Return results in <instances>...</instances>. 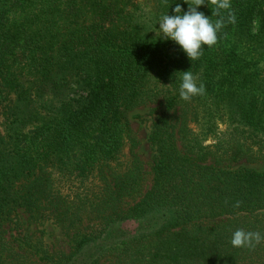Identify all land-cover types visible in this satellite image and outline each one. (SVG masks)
<instances>
[{"label": "trees", "instance_id": "obj_1", "mask_svg": "<svg viewBox=\"0 0 264 264\" xmlns=\"http://www.w3.org/2000/svg\"><path fill=\"white\" fill-rule=\"evenodd\" d=\"M177 3L192 0H0V264H264V240L230 244L264 234V170L246 166L264 164V0H231L235 23L196 61L156 29ZM198 11L219 18L211 0ZM182 71L204 95L179 97ZM151 105L144 189L129 114ZM18 210L74 250L7 238Z\"/></svg>", "mask_w": 264, "mask_h": 264}, {"label": "clouds", "instance_id": "obj_2", "mask_svg": "<svg viewBox=\"0 0 264 264\" xmlns=\"http://www.w3.org/2000/svg\"><path fill=\"white\" fill-rule=\"evenodd\" d=\"M205 4V0H192V5H187V10L182 11L177 3L172 9V15L164 14L159 17V33L162 39L173 41L186 55L189 61L198 60L204 51V46L211 48L217 43V33L227 23H235L236 17L231 11V0H211L215 8L214 14L219 17L213 22L209 16L198 11ZM221 10L227 12V18L220 16ZM156 24V25H157ZM179 84V97L184 101H190L195 96L205 94L204 84L197 83V78L190 71H182ZM264 240V234L256 231L235 230L230 239L234 248H254Z\"/></svg>", "mask_w": 264, "mask_h": 264}, {"label": "rangeland", "instance_id": "obj_3", "mask_svg": "<svg viewBox=\"0 0 264 264\" xmlns=\"http://www.w3.org/2000/svg\"><path fill=\"white\" fill-rule=\"evenodd\" d=\"M150 5L143 4L142 9L137 13V17L141 20L147 22L148 17H150L151 11H153ZM159 25H157V31ZM171 41V40H170ZM48 98H45L43 102L47 101ZM159 113L156 106H148L145 108H140L129 114L130 128L132 131V136L138 142V146L135 148L134 152L137 154L139 160L142 162L145 170L146 181L144 183V189L148 188L151 185L152 173L151 167L154 160V149H155V138L154 135L156 127L155 123ZM190 127L195 129L196 127L192 124ZM226 128L225 123H220L217 127L219 132H223ZM206 137V136H205ZM201 137L204 141V145H209L212 142V137ZM124 153H128L126 149ZM248 168H251L255 171H263L264 164H246ZM16 220L19 221L20 229L15 230L14 222L9 221L5 223V230H7L6 237H12L13 239H19L20 241L25 238L30 244H35L36 240L38 241L37 248H44L48 251L49 254H53L58 251L69 253L73 251L76 246L78 237L73 236L71 233L63 231L58 225H56L50 219H30L28 214L24 210H18V217ZM137 224L132 223H123L120 227L125 233H133L137 229ZM20 236V237H19ZM30 238V241L28 240ZM81 263L83 260L81 259Z\"/></svg>", "mask_w": 264, "mask_h": 264}]
</instances>
